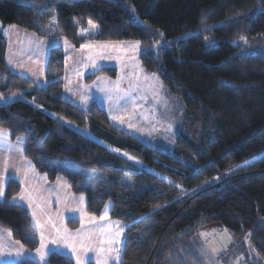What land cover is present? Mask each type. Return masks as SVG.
I'll return each instance as SVG.
<instances>
[{
    "label": "trees",
    "instance_id": "16d2710c",
    "mask_svg": "<svg viewBox=\"0 0 264 264\" xmlns=\"http://www.w3.org/2000/svg\"><path fill=\"white\" fill-rule=\"evenodd\" d=\"M89 20L98 25L95 41H139L145 70L183 99L173 150L123 132L96 102L81 107L69 99L60 47L50 49L46 86L15 74L2 35L0 99L7 103L0 130L13 142L24 136V158L51 184L63 177L73 194L85 196L90 215L101 217L111 203V218L126 228L120 264H205L197 248L205 229L232 237L216 254L224 263L248 245L247 264H264V0H0L5 26L63 36L77 48ZM99 77L114 79L117 70L102 68L84 80ZM215 179L219 188L204 187ZM21 189L8 183L0 227L34 251L31 211L12 204ZM66 224L75 230L80 220ZM47 264L76 263L61 254Z\"/></svg>",
    "mask_w": 264,
    "mask_h": 264
},
{
    "label": "rangeland",
    "instance_id": "374dc122",
    "mask_svg": "<svg viewBox=\"0 0 264 264\" xmlns=\"http://www.w3.org/2000/svg\"><path fill=\"white\" fill-rule=\"evenodd\" d=\"M81 30H84L83 34ZM97 32L98 27L90 29L88 23L85 28H80L78 35L84 39L81 45L87 44L90 47L80 46L77 48L68 40L69 43L66 45L64 43L66 38L63 36L43 38L19 26H5L0 22V33L7 42L10 68L15 74L31 80L38 87L46 86L48 56L46 57V54H44V49H48L49 55L51 48L60 47L63 49L65 56L64 91L69 99L81 107H87L91 102H96L107 111L113 125L123 132L157 149L173 150L186 109L183 99L179 95L171 93L164 85L159 74L149 73L145 70L140 60L141 44L138 48H134L132 46L137 41L98 42L92 39ZM102 68H115L117 77L114 79L99 77L91 84L85 83L86 76L95 74ZM116 83L120 85L118 90L114 88ZM84 86H87V89ZM101 87L113 90L111 100L107 98L105 92L100 90ZM84 95L88 97L86 103L82 99ZM118 97L123 98L118 99ZM11 98L15 99L16 96ZM2 103H7V100L5 98L0 99V104ZM113 116H117L118 119L113 120ZM19 138L21 140L14 143V148L24 147V136ZM28 163L34 168L32 163L29 161ZM21 170L20 166L13 171V175L15 176ZM26 171H29V169L27 168ZM27 175L21 189V192L23 191L25 195V200L22 202L24 206L26 205L30 209L31 214L35 212V216L32 215V225L37 220L43 225L45 243L49 247L63 249V254L72 257L77 264L75 257L81 251L78 243L76 253H73L71 248H66L63 244L53 246L49 243L50 240L57 238L56 228H59L61 233L64 229L72 234L77 233V231L82 233L91 232L93 236L99 237L100 240L112 239L113 235L120 228H123V232L118 236V244L109 245L94 242L93 247L97 251H89L85 257V264H98V262H103L105 259H107L108 264H120L126 228L121 221H119V227L109 228V225H114L118 221L113 220L110 216L111 203L106 205L108 209L106 218L101 219L102 216H105V209L101 217L90 215L87 212L85 196L73 194L63 177H59L54 184H50L44 175L37 172L35 175L28 172ZM24 177L22 176L21 180ZM19 179L15 177L13 180L21 184ZM8 183L5 184V192ZM220 183L219 180L215 179L208 182L204 187L219 188ZM19 195L16 196L17 202L19 201ZM81 196L84 197L83 200L80 199ZM92 217H95V220H92ZM68 219L80 220L79 227L75 230L68 228L66 224ZM34 228L38 232L39 248L41 229ZM100 228L105 229V231L101 233ZM221 233L222 230L220 229H205L201 233L200 244L198 243L197 248L203 254L202 259H204L205 264L207 262L208 264H227L223 262L224 259L220 257L221 255L217 257L219 253L216 255L215 262V259L210 255V251L206 250V244ZM76 239L78 241L79 237ZM69 243L71 244L73 241L70 240ZM8 246L10 251L15 252L12 248L16 246V243L12 237ZM100 247L106 249L109 247L118 248L119 252H109L106 255L98 251ZM22 251L29 256L17 258L13 255L10 256L11 261L13 262V259H18L20 262L26 259L36 261L39 258V253L36 250L29 251L23 246ZM250 252L247 245L244 251L233 256L232 262L228 264H247V261H250L249 257H253ZM47 258L48 255L46 254L45 259L47 260ZM0 259L7 261L6 257Z\"/></svg>",
    "mask_w": 264,
    "mask_h": 264
},
{
    "label": "snow or ice",
    "instance_id": "6c2138e0",
    "mask_svg": "<svg viewBox=\"0 0 264 264\" xmlns=\"http://www.w3.org/2000/svg\"><path fill=\"white\" fill-rule=\"evenodd\" d=\"M53 22H55V18H53ZM88 24H89L90 29H94V28L98 27V25H95L91 20L88 21ZM81 31H82V34H83L84 30H81ZM64 43L67 45L69 42L67 41V39H65ZM139 44H140V42L137 41L136 44L133 45L132 47L138 48ZM81 47H90V45L85 44V45H81ZM152 51H153V49H146L144 54L148 55ZM94 67H95V65H94ZM97 70H99V69H97ZM84 87H85V89H87V86H84ZM114 88L118 90L120 88L119 83H116L114 85ZM100 90L105 92L106 95H107V98L109 100H111L112 91H113L111 88L101 87ZM122 98L123 97H118V99H122ZM82 99L86 103L87 99H88L87 95L82 96ZM112 119L116 120V119H118V117L117 116H113ZM79 131L84 133V130H79ZM84 134H87V133H84ZM6 136L10 137L11 133L10 132H5L3 130H0V143H2L3 138L6 137ZM17 139H18V141L21 140V138H17ZM9 148H11V145H9ZM129 159H133V158L129 157ZM6 179H7V182L10 183L13 179H15V176L13 174H9L6 177ZM4 180H5V177L0 176V201H3L4 197H5ZM80 199L83 200L84 197L81 196ZM24 200H25V195H24V192L22 191L20 193V195H19V201L22 202ZM12 204H13V206H15L17 204V198L16 197L12 198ZM107 212H108V209L106 207L105 208V216H102L101 219H105L106 218ZM32 215L35 216V212H33ZM91 219L95 220V217H92ZM33 226L41 229V233H40V247L36 249V252L39 253V258H38V260H36L35 264H47V260L45 259V255L46 254L48 256L63 254V249H61L59 247H49V245L47 243H45L44 232L42 230L43 229V225H41L38 220L35 221ZM53 227H55V225H53ZM112 227H119V221L115 222L114 225H109V228H112ZM99 231L101 233H103L105 231V229L100 228ZM122 232H123V228H120L119 231L113 235L112 239H107L106 238L104 240H100L99 237L93 236V234L91 232H83L82 233L80 231H77V233L72 234L67 229H64L63 233H61L60 229L56 228L57 238L50 240L49 243L51 245H53V246H56L58 244H63L66 248H71L73 253L77 252V243H78L79 244V248H80L81 251H80L79 255H76L75 259H76L77 264H85V257L87 256V253L89 251H97V249L95 247H93V243L94 242L97 243V244H105V243L109 244V245L118 244L119 243L118 236ZM9 235H11V233H9ZM77 237H79L78 241L76 239ZM28 239L32 240L34 238L29 236ZM70 240L73 241V243L70 244L69 243ZM15 243H16V245H19V248L15 252L7 251V250H5V248L2 245H0V258H3L5 256H13V255L15 257H17V258H20V257L24 256L25 253L22 251L23 245L20 244L19 241H16ZM45 250H46V252H45ZM98 251L100 253H105L107 255V253H109V252L118 253L119 249L118 248H111V247L106 249V248L100 247L98 249ZM117 259H118V257H117ZM98 264H108V261H107V259H105L103 262H98Z\"/></svg>",
    "mask_w": 264,
    "mask_h": 264
},
{
    "label": "crops",
    "instance_id": "0c3cea01",
    "mask_svg": "<svg viewBox=\"0 0 264 264\" xmlns=\"http://www.w3.org/2000/svg\"><path fill=\"white\" fill-rule=\"evenodd\" d=\"M14 26H16V25H14ZM29 32H31V31H29ZM0 35H2V34L0 33ZM44 54H46V57L48 56V49L47 50L44 49ZM6 57H7L6 61H7L8 65H9V67H10L8 49H7V52H6ZM47 83L48 82L46 80L45 81V85ZM2 104H0V106ZM5 132H7V131H5ZM14 143H16V142H13L11 140V137H7V136L4 137L2 143H0V176L5 177L4 189H5V184L7 183L6 182L7 181L6 177L9 174H13V171L17 170V168H19L20 166H21L22 170L20 172H17L15 177H17L18 179L20 178L19 181L21 182L22 186H23V183H24L26 177L28 176L27 175L28 172H32L34 175L37 172L35 168L30 167V164L24 158V155H23L24 147L14 148L13 147ZM9 145H11V148H9ZM27 168L29 169V171H26ZM22 176H25V177L21 180ZM17 204L24 206V203L21 202V201H18ZM25 207H27V206L25 205ZM9 233L10 232L7 229L0 227V245H2L5 248V250H7V251H10V247L8 246V244L11 242V235H9ZM18 248H19V245H16V246H14L12 248V250L16 251ZM24 256L26 258L29 255L25 254ZM5 257L7 258V261H2V260H5V259H0V262H2L3 264H10V263L20 262V261H18V259H13V262H12L11 261L12 259H10V256H5ZM5 257H3V258H5Z\"/></svg>",
    "mask_w": 264,
    "mask_h": 264
},
{
    "label": "water",
    "instance_id": "95a60500",
    "mask_svg": "<svg viewBox=\"0 0 264 264\" xmlns=\"http://www.w3.org/2000/svg\"><path fill=\"white\" fill-rule=\"evenodd\" d=\"M232 243V237L226 230H224L220 235H217L214 239L207 243V247L212 254L216 255L219 251L227 250Z\"/></svg>",
    "mask_w": 264,
    "mask_h": 264
},
{
    "label": "flooded vegetation",
    "instance_id": "af4514ba",
    "mask_svg": "<svg viewBox=\"0 0 264 264\" xmlns=\"http://www.w3.org/2000/svg\"><path fill=\"white\" fill-rule=\"evenodd\" d=\"M214 239V238H213Z\"/></svg>",
    "mask_w": 264,
    "mask_h": 264
}]
</instances>
